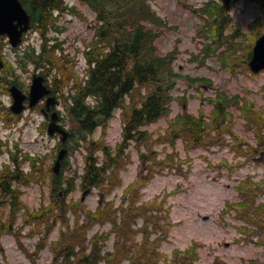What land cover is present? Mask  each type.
<instances>
[{
    "label": "trees",
    "instance_id": "1",
    "mask_svg": "<svg viewBox=\"0 0 264 264\" xmlns=\"http://www.w3.org/2000/svg\"><path fill=\"white\" fill-rule=\"evenodd\" d=\"M66 1L21 0L33 17L32 28L39 34L41 45L38 52L32 48L24 53L25 61L20 65L25 68L32 64L35 70H40V74L47 78L52 94L67 103L71 124L69 140L76 136L77 147L81 145L86 150L82 156L84 172L74 178L55 177L50 171L46 175L40 164L31 163L26 168L29 159L26 155L20 158L18 154L10 153L8 160L0 165V232L13 233L16 244L33 264H37L35 257L48 245L53 252L51 264H159L162 258L159 247L168 237V224L163 222L160 213L164 202L159 198L154 202H141L142 190L156 175L179 168L180 163L176 162L179 141L185 152L230 147L236 157L254 156L264 150V117L246 103L240 107L246 125L255 131L256 147L242 146L232 134V112L228 108L233 100L217 89L215 97L206 98L210 103L209 113L204 111L200 102L196 115L182 111L170 118L174 100L171 91L177 81L186 76L174 72L176 47L164 56L157 53L155 42L162 30L155 31L148 24L157 28L168 25L151 8L149 0H76L95 15L94 40L84 53L85 74L82 78L76 76L74 61L49 37L52 30L59 32L57 16L71 9ZM198 12L206 19L199 36L205 38V52L221 50L218 60L232 75L249 72L247 61L255 39L264 29V22L252 25L251 34L246 37L237 25L226 33L233 20L224 8L217 9L208 1ZM210 87L213 88L211 84ZM88 98L93 102H87ZM176 99L179 103L186 100L184 96ZM116 109H120L121 140L111 146L106 137ZM162 119L167 121L165 132L154 136L144 129ZM2 123L5 128H10L15 120L7 113ZM98 127H101L99 138L88 137ZM227 134H232V143L227 141ZM4 143L7 149L8 144ZM157 146H162L163 157ZM131 147L138 153L141 169L136 179L124 189L116 206L107 198L123 183L121 173L132 163ZM2 148L0 140V155ZM62 167L66 168L65 162ZM76 178L80 179L82 190L96 189L101 195V202L94 211L80 199L67 202V196L75 189L73 181ZM252 181L253 176L248 175L236 186L245 198L241 219L261 227L259 216L251 214L264 208V205L255 207L262 186ZM38 183H48L52 198L48 206L32 212L22 202V187ZM234 206L229 203L227 208ZM4 212H7L5 217L2 216ZM20 213L24 224L33 226L30 235L39 236L33 254L23 245L22 227L15 228ZM105 224L111 226L109 232L91 236L86 233L89 228ZM41 226L45 230L40 229ZM55 226L57 239L49 242ZM111 234L114 236L113 248L108 250L106 243ZM0 252H3L1 243Z\"/></svg>",
    "mask_w": 264,
    "mask_h": 264
},
{
    "label": "rangeland",
    "instance_id": "2",
    "mask_svg": "<svg viewBox=\"0 0 264 264\" xmlns=\"http://www.w3.org/2000/svg\"><path fill=\"white\" fill-rule=\"evenodd\" d=\"M207 1L149 0L151 8L168 25L166 28H157L148 24V27L155 31L162 30V35L155 42L158 54L165 55L176 47L178 51L173 60L174 72L207 83L197 86L199 88L197 90L191 88L185 81L177 82L171 93L174 102L170 117L182 111L196 115L200 102L203 104L204 111L209 113L210 103L206 98L215 97L217 89L218 92H223V96L233 100L229 103V110L232 112V134L237 136L242 146L256 147L258 140L255 131L246 125L240 107L246 103L251 110L264 117V71L256 76L242 72L232 75L228 70L223 69L221 61L218 60L221 50L205 52L203 48L205 38L199 37L202 35L201 27L204 24V17H200L195 10ZM66 2L72 10L57 16L56 27L59 32L52 30L49 37L53 44H59L63 52L74 61L76 75L82 76L85 66L83 52L94 40L95 15L87 6L76 0ZM230 14L241 32L249 35L251 33L248 24L256 17H260L254 6L242 3L235 5ZM40 45L39 34L31 29L19 49L10 48L9 50L6 47L3 50L4 57L11 63L8 64L10 72L19 76L24 89L30 86L33 74L38 71L34 72L33 65L28 64L27 72H23L17 60L22 53L29 52L32 48L38 52ZM21 61L24 62V60ZM12 68L16 72H13ZM180 96L186 98L183 103H179L176 99ZM201 96L203 98L200 100ZM11 103V97L3 88H0V138L13 142L10 146L11 150H8L2 141L0 165L8 160L10 153L18 154L20 158L26 155L29 158L28 163L25 164L26 168L31 163L40 164L44 174L48 175L59 150L58 137L47 135L44 128L46 122L40 112L42 108L40 104L35 107L37 109H26L20 117H16L8 110ZM57 106L61 116L60 122L69 130L71 124L66 110L67 104L63 99L58 98ZM7 113L15 120L11 129H5L2 123V118ZM118 115L119 111H116L109 121L106 141L111 146H115L121 140L122 125ZM166 126L167 121L162 119L155 124L145 126L144 129L156 136L165 132ZM100 133V129H97L91 136L98 139ZM232 134L226 135L230 143L233 142ZM76 141L77 138L74 136L67 142L69 152L64 159L66 168H61L59 174L63 178H74L84 172L82 156L86 150L77 147ZM176 149L179 154L176 159V162L180 163L179 168L165 172L163 175H156L142 190L141 202H154L157 198L164 202L160 213L164 217L163 222L168 224V237L159 247L162 254L159 264H165V262L166 264H264V243L261 240L262 237L264 238V225L261 224L264 223V208L257 209L251 214V216H259L261 227H257L256 224H247L241 219L240 213L243 211L242 204L245 198L236 188L239 181L244 180L248 175L253 176L252 183L262 186V193L257 195L255 207L264 205V152H262L264 150H259L251 157H236L237 155L230 147L192 149L185 152L180 141ZM157 150L163 157L162 146H157ZM168 151L171 149L168 148ZM131 153L132 163L121 173L123 185L116 188L107 198L113 200L116 206L121 201L124 189L134 181L141 169L138 153L133 147H131ZM33 159L36 161H32ZM73 184L75 189L67 196V202L76 201L82 196L83 191L79 188L80 179L76 178ZM22 191V202L32 212L50 204L52 194L48 183L22 187ZM99 200L98 190L93 189L85 195L82 203L94 211ZM229 203H233L234 208H227ZM6 215L7 212L2 214L3 217ZM20 227H22L23 245L30 254H33L39 236L30 235L33 226L24 224L22 213L18 217L15 228ZM247 228L249 231L246 230ZM40 229L45 230L43 226ZM109 230L110 226L105 224V226L89 228L86 233L91 236L94 233H106ZM257 231L260 234H257ZM50 233L49 242H53L58 236L57 226ZM249 233L251 235L248 238ZM0 243L3 249V252H0V264H33L16 244L13 233L0 232ZM112 246L113 234L107 240L106 248L111 250ZM188 250L191 252L188 253ZM193 257L195 259L189 262ZM52 259L53 252L50 245L35 257L37 264H51Z\"/></svg>",
    "mask_w": 264,
    "mask_h": 264
},
{
    "label": "water",
    "instance_id": "3",
    "mask_svg": "<svg viewBox=\"0 0 264 264\" xmlns=\"http://www.w3.org/2000/svg\"><path fill=\"white\" fill-rule=\"evenodd\" d=\"M231 1L237 0H224L226 7ZM31 27V16L23 8L20 0H0V35H7L9 42L13 48H16L21 42L23 33L27 32ZM248 66L253 73H258L264 69V33L256 40L253 47L251 58ZM1 67V64H0ZM43 77L34 76L28 96L23 94L16 86H12L9 92L13 98V104L10 111L14 114L20 115L24 110V101L28 98L29 107H34L46 95H50L51 91L44 85ZM56 98L54 96L48 97L45 102V109L42 113L48 118L47 112L54 107ZM59 116L56 112L50 115V123L48 124V134L53 136L59 134L61 136V143H64L68 138V132L57 123ZM67 154L65 148L60 149L57 159L52 167V172L55 176L59 175L61 168V161ZM88 191L84 192L82 199Z\"/></svg>",
    "mask_w": 264,
    "mask_h": 264
},
{
    "label": "flooded vegetation",
    "instance_id": "4",
    "mask_svg": "<svg viewBox=\"0 0 264 264\" xmlns=\"http://www.w3.org/2000/svg\"><path fill=\"white\" fill-rule=\"evenodd\" d=\"M239 3H242L243 5L245 4V2L244 1H240ZM238 3V4H239ZM252 3L253 4H255L256 5V2H255V0H252ZM257 6V5H256ZM256 8V10H257V7H255ZM0 42H1V44H0V60L2 61V68L0 69V84L2 85L3 83H5V84H7V80H3V77H7V72H6V58L4 57V53H3V50L6 48V47H8L9 48V50H11L10 49V47H9V43H8V38H7V36H5V35H0ZM5 43V44H4ZM6 87V86H5ZM8 89V88H7Z\"/></svg>",
    "mask_w": 264,
    "mask_h": 264
}]
</instances>
